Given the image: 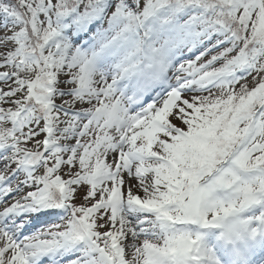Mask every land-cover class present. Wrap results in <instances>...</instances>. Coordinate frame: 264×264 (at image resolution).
Returning a JSON list of instances; mask_svg holds the SVG:
<instances>
[{"label": "snow or ice", "instance_id": "6c2138e0", "mask_svg": "<svg viewBox=\"0 0 264 264\" xmlns=\"http://www.w3.org/2000/svg\"><path fill=\"white\" fill-rule=\"evenodd\" d=\"M0 264H264V0H0Z\"/></svg>", "mask_w": 264, "mask_h": 264}]
</instances>
